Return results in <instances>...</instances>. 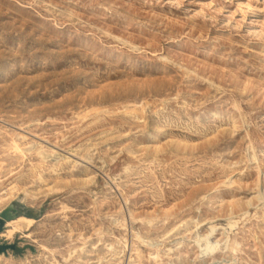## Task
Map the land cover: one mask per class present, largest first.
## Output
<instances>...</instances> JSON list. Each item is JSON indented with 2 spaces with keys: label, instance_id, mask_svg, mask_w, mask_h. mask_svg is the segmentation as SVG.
<instances>
[{
  "label": "rangeland",
  "instance_id": "rangeland-1",
  "mask_svg": "<svg viewBox=\"0 0 264 264\" xmlns=\"http://www.w3.org/2000/svg\"><path fill=\"white\" fill-rule=\"evenodd\" d=\"M7 207L0 264H264V0H0Z\"/></svg>",
  "mask_w": 264,
  "mask_h": 264
},
{
  "label": "bare ground",
  "instance_id": "bare-ground-1",
  "mask_svg": "<svg viewBox=\"0 0 264 264\" xmlns=\"http://www.w3.org/2000/svg\"><path fill=\"white\" fill-rule=\"evenodd\" d=\"M190 72V71H189ZM20 137H25V136H21V134H20ZM12 146H13V148L16 150V151H21V152H23V149H22V147H21V144H20V142H18V140H17V137L15 136H13V138H12ZM42 147V146H41ZM39 150H38V154H40L42 157H43V159L45 160L46 159V155L44 154L45 153V149L44 148H38ZM53 149H55V148H53ZM31 150V149H30ZM81 157V156H80ZM82 158V157H81ZM43 178V177H42ZM232 181V180H231ZM233 182V181H232ZM228 183V182H227ZM229 184H230V182H229ZM227 185V184H226ZM16 189V186H10V188H9V190H10V197H12V196H14L15 194H13V192H14V190ZM26 194H30V192L29 191H26ZM6 197V196H5ZM250 201V200H249ZM8 205V204H7ZM6 205V206H7ZM6 206H4V207H6ZM3 207V208H4ZM8 208V207H7ZM150 221V220H149ZM34 222H36V219H34V218H31V217H26V216H19V217H16V218H14V219H11V220H8V222H7V225H6V228L7 229H5V231L4 232H2L1 233V235L0 236H9V238H12L13 236H14V234L16 233V232H18V231H20V230H23L22 228L23 227H26V226H29V225H31L32 223H34ZM152 222V221H151ZM231 224V223H230ZM201 239L202 238H200L199 239V241H201ZM206 240V239H205ZM201 243V242H200ZM219 243V242H218ZM218 243H215V244H211L209 247H207V251H212L213 252V250H215L216 249V247H217V245H218ZM207 244V243H206ZM210 244V243H209ZM237 244H239V243H237ZM207 246V245H206ZM86 247H84L83 249H82V251L84 252V253H87L89 250L88 249H85ZM206 249V248H205ZM103 257V256H102ZM159 257V256H158ZM55 264H61V263H55ZM76 264H78V263H76Z\"/></svg>",
  "mask_w": 264,
  "mask_h": 264
},
{
  "label": "water",
  "instance_id": "water-1",
  "mask_svg": "<svg viewBox=\"0 0 264 264\" xmlns=\"http://www.w3.org/2000/svg\"><path fill=\"white\" fill-rule=\"evenodd\" d=\"M10 218H11V207H8L0 211V233L4 230L6 220H9ZM8 248H15V245L2 243L0 238V252H5Z\"/></svg>",
  "mask_w": 264,
  "mask_h": 264
}]
</instances>
